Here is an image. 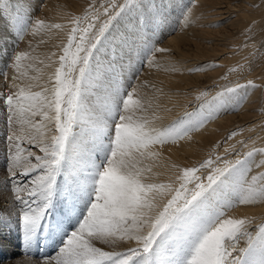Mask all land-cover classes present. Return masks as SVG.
Wrapping results in <instances>:
<instances>
[{
	"label": "bare ground",
	"instance_id": "obj_1",
	"mask_svg": "<svg viewBox=\"0 0 264 264\" xmlns=\"http://www.w3.org/2000/svg\"><path fill=\"white\" fill-rule=\"evenodd\" d=\"M88 11H92L88 18H95L85 34H90L98 18L115 11L102 25L108 27L96 52L101 60L91 70L83 101L89 113L102 117L98 114L104 111V102L114 94L108 84H115L112 77L126 67L131 72L129 91L138 101L130 113L133 121L146 120L156 133L190 122L191 130L182 138L169 137L143 155L134 150V163L145 182L178 187L181 181L176 177L183 169L197 168L195 175L203 179L212 168H223L225 161L229 165L244 161V180L221 194V201L232 205L226 218L244 219L246 231L264 226V0H0V92L23 90L25 95L39 93L51 99L60 57L73 28L78 29L76 40L86 29L82 18ZM20 53L26 56L17 69L15 58ZM249 81L254 87L227 92ZM45 111L26 115L31 120L26 129L19 116L14 118V129L25 144L35 136L32 144L39 145L41 134L45 143H51L54 113L45 116ZM85 130L90 136L87 123L79 132ZM209 160L211 167H199ZM167 198H158L157 203L162 205ZM0 212L17 217L9 195L8 200L0 196ZM148 230L145 226L142 231ZM119 246L118 240L114 247Z\"/></svg>",
	"mask_w": 264,
	"mask_h": 264
},
{
	"label": "snow or ice",
	"instance_id": "obj_2",
	"mask_svg": "<svg viewBox=\"0 0 264 264\" xmlns=\"http://www.w3.org/2000/svg\"><path fill=\"white\" fill-rule=\"evenodd\" d=\"M107 27L104 25L99 34L87 39L81 35L75 51L71 47L64 49L51 99L39 93L25 95L23 90L0 98L10 123L15 122L14 114L28 124L26 115H35L37 109L47 110L45 116L48 111L54 113L51 118L57 134L51 137L50 144L41 134L43 156L22 147L25 140L15 131L6 135V178L20 206L16 225L23 248L32 249L44 239L59 238L63 246L59 256L53 258L56 264H264V226L255 241L250 238L243 257L232 258L226 246L241 234L247 235L245 220L226 218V210L232 205L221 201L226 189L244 180V161L234 165L225 161L223 168H212L203 179L195 175L199 169H183L182 175L176 177L181 181L178 187L146 183L134 163L135 152L143 155L151 145L163 144L169 137L182 138L191 130L190 122L156 133L147 127L146 120L133 121L130 113L138 101L133 99L132 91L121 94L117 90L102 117L89 113L83 101L91 78L90 62ZM72 31L69 46L76 40L78 29ZM25 56L26 53L16 56L17 69ZM65 67L67 70L62 71ZM250 86L254 87L251 81L227 92ZM85 123L90 132L88 146L78 148L74 129ZM35 140V136H29L26 142L32 144ZM23 152L27 156L22 158ZM211 166L209 160L199 167ZM21 177L31 178L21 184ZM166 197L170 198L165 203H157L158 198ZM58 203L62 207L58 208ZM57 212L61 220H57ZM0 223L12 226L2 215ZM145 226L149 228L146 234L142 231ZM69 228L74 229L70 234ZM125 238L136 241L137 246L124 250L96 246V242L116 245ZM3 247L4 238L0 237V250ZM0 264H5L2 251Z\"/></svg>",
	"mask_w": 264,
	"mask_h": 264
},
{
	"label": "rangeland",
	"instance_id": "obj_3",
	"mask_svg": "<svg viewBox=\"0 0 264 264\" xmlns=\"http://www.w3.org/2000/svg\"><path fill=\"white\" fill-rule=\"evenodd\" d=\"M90 12V13H89ZM115 11L110 12V14L103 16L101 18H98L96 20V23L93 27V30L90 32V34H85V32L83 31V33L79 34L78 37H80L81 35H85L86 39L88 37H91L93 34H99L100 29L102 28V25L111 17L114 16ZM88 16L87 18H82L85 19V22H87V26L86 29H88V25L94 21V16L91 18H88L91 14L92 11H88ZM81 20V19H80ZM89 21V22H88ZM104 35V33H103ZM102 37V36H101ZM165 38H169L168 34H165ZM162 40V38L160 39ZM79 42V38L73 43V45L71 46V48H73L72 51H75V44ZM162 42H160L158 40L157 45H160ZM100 44L97 45V49L93 50V56L91 58V62H90V70L94 69V67L96 66V64L98 63L99 60H101V57L99 55H96V52L98 50ZM67 47H70L69 44ZM149 56H145V59H148ZM114 64H112L113 66ZM127 63H125L124 66H126ZM111 66V67H112ZM133 67V66H132ZM140 68H145V65L143 63L140 64ZM111 68H109L108 71H110ZM1 71V70H0ZM62 71H66L65 68L62 69ZM142 70H139V73H141ZM108 74L106 76V78H111L112 77V73H105ZM131 72H130V68H126L123 67L122 70H119L116 72V78L112 77L115 81H117L115 84H108L110 85V90L112 93H115L117 90H120L121 94H126L132 86H129V76H130ZM139 75V74H138ZM136 81V78H135ZM134 81V83H135ZM6 83H4L5 86ZM105 85V84H104ZM101 93V91H100ZM1 98L6 97L7 93H6V88L3 89L0 92ZM98 97V95H96ZM109 100L104 102L103 105L108 104ZM90 105H92L90 103ZM97 110V108H95ZM104 111L99 112L98 115H102ZM16 117V114H14V118ZM30 122L31 120L28 119ZM23 126V124L21 125ZM28 124L25 125V129L27 128ZM14 127H16L13 123H10L9 119H8V114H7V109L4 105L0 106V177L3 180V184H0V196H5L6 199L8 200V195H9V201H13L15 210H16V216L17 213L20 211V206L18 204V202L15 201L14 199V194L11 192V186H10V182L9 179L6 178V169H7V140H6V135L10 134L11 132L15 131L18 135L21 136V133L19 130L14 129ZM50 131L52 130V132H54V135H56V130H55V124L54 125H49ZM81 128V124L77 125L76 128L74 129V133H77L76 137H75V141L76 144L78 146V148H85L88 146L87 141H88V136L89 133L85 130L83 132V134H80L79 130ZM22 144V147L27 148L28 150H30L31 152L35 153V155H40L43 156V153L40 151V146L37 144ZM22 154V158L24 156H26L27 152H23ZM31 160L32 163H36L35 158L34 157H30L29 158ZM35 175V174H33ZM29 178H18L20 179L21 184H27ZM59 179L62 178H58ZM7 184V185H6ZM192 185H189V187H191ZM21 195H25L24 193H19ZM8 203L7 201H1V205H4ZM10 205V204H9ZM58 208L62 207V204L57 205ZM0 215L4 216L7 218L8 221H10L12 223V226L9 227L5 224L0 223V237L4 238V247L2 250L3 253V257H4V261L5 264H34V262H41L38 264H56L55 259L59 256V249L60 247H62L63 245L60 243L59 238H56L55 240L52 239H44L42 240L38 246L33 247L32 249H25L23 248L21 239H20V232L18 229V225H16V221H17V217H15V219L10 216L11 213H2L0 212ZM56 218L57 220H61L63 217L61 216L60 212L56 213ZM263 225H260V228ZM260 228H253L252 230L249 229L247 231V235H244L243 239L240 238L238 241H230L231 243L228 245V250L232 253V258H237V257H243L244 253L243 250L247 249L250 243V238L252 241H255V238L257 237V235L259 234V230ZM74 230L72 228H69L67 231L70 234V232ZM258 231V232H257ZM66 239V238H65ZM130 242L132 243V246L130 247H136V243L134 242V240H128L127 238H125L124 240H119L120 246L118 247V250H124L125 248H123L121 246L122 243L124 242ZM242 243V244H241ZM239 244V245H238ZM238 245V246H237ZM96 246L100 247L104 250H111L109 249V247H104L102 245L101 242H96ZM116 245H113V247ZM233 249V250H231ZM164 255H168L167 252L164 253Z\"/></svg>",
	"mask_w": 264,
	"mask_h": 264
}]
</instances>
